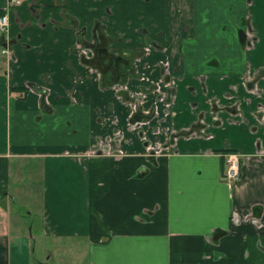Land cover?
<instances>
[{
    "label": "crops",
    "instance_id": "1",
    "mask_svg": "<svg viewBox=\"0 0 264 264\" xmlns=\"http://www.w3.org/2000/svg\"><path fill=\"white\" fill-rule=\"evenodd\" d=\"M200 3L0 0V264H33L36 233L84 247L79 264H264V0L243 1L247 27L231 18L212 46L197 34ZM90 44L129 61L147 52L116 79ZM167 73L165 120L149 88L164 98ZM153 102L150 121L131 122ZM16 197L40 215L35 230Z\"/></svg>",
    "mask_w": 264,
    "mask_h": 264
},
{
    "label": "rangeland",
    "instance_id": "2",
    "mask_svg": "<svg viewBox=\"0 0 264 264\" xmlns=\"http://www.w3.org/2000/svg\"><path fill=\"white\" fill-rule=\"evenodd\" d=\"M243 1L245 0H201L197 8L195 23L198 29L197 34L204 35L209 40V43H204L206 46H212L215 43L214 40L218 38L230 39L229 32L233 26L231 18H237L243 28L247 27L248 17L246 18L242 15L246 12L242 3ZM249 9H251L250 14L252 16L253 7L251 6ZM15 200L16 203L13 204V207L14 209H21L23 211V215L25 216H23L24 221L31 223L33 230H35L34 226L39 227L40 220L37 218L39 214L36 213L33 216L32 203L30 202V205L27 201L20 200L18 197ZM28 210H31V216L26 214ZM61 239L65 242L73 240L72 238ZM53 240L51 237L42 238L36 233L32 243L33 264H79L83 262L81 259L86 255L84 247H79L77 244H57L53 243ZM49 250L54 251V255L50 260H46L47 255L50 253ZM59 254L61 259L58 257Z\"/></svg>",
    "mask_w": 264,
    "mask_h": 264
},
{
    "label": "flooded vegetation",
    "instance_id": "3",
    "mask_svg": "<svg viewBox=\"0 0 264 264\" xmlns=\"http://www.w3.org/2000/svg\"><path fill=\"white\" fill-rule=\"evenodd\" d=\"M29 1L30 0H28V2ZM15 5H17V4H15ZM243 30H242V41H243L244 46H245V38H247V42H246V46H247V45L250 44V42L253 41L254 37L251 34H248V33L245 34V32ZM243 33H244V36H243ZM96 35H99V34H96ZM82 46L85 47V48L86 47L90 48L92 55L93 56L95 55L96 59H100L101 60V61L99 60V63L101 62L102 68H99V69L101 71H103V73L109 72L112 75L114 73L113 76H116V79L118 78V76H121L122 74L124 75V73H126L128 71H132L133 72L132 74L136 75L135 66H134V60H137V58L141 57L145 52H147L146 47L145 48L142 47L141 51L139 53L135 52L133 57H132V59H130V61H129L126 58H124V57H122L120 55H115V54L111 53L109 50H107L102 45H99V46L96 45L95 46V44H93V46H92L90 44L89 46L88 45H86V46L82 45ZM105 58H106V60L104 61ZM119 64L120 65L123 64V67H122L121 70H120V66L118 67ZM171 79H172L171 73H167V74L164 75V79H163L164 84L167 83L165 85L167 87V91H166L167 94L165 95L164 98H163V94L160 92V89H161L160 85H158V84L156 85V83H154L153 85H150V88H149V90H154V91L157 92L155 94L157 99H162L163 102L166 103L163 106H161V112L163 114L162 118L165 119V120H167L166 114L168 113V111H170V109L172 108L171 106L174 104V100L172 102V99H173L172 97H174V85H172V83H170ZM41 94H42V97H43L44 93L42 92ZM169 100H170V102H169ZM155 112H156V104L154 102L152 103V107L147 109V111H144V109H142L140 104L139 105H135V108H134L133 112L130 115V120H131L132 123H135V122H138V121H142V122L150 121V119L153 118ZM158 123H161V122H158ZM169 123L171 124V121H169ZM161 127H162V125L156 124V126L153 129H159L160 128L159 132H161V130H162ZM167 127H168V125H167ZM155 132H156V130H155ZM196 132L197 131L195 129L192 130V131L190 130L188 132V135H190L192 133H196ZM176 134H178V133L175 132V131H172V130L170 131L169 130V132L167 134L168 141L172 142L176 138ZM150 150H151V153H152L151 155H154V154H156L155 152L157 151V148L155 149L153 146H151ZM226 152H234L236 154L237 160H238V162L240 164V160H241L240 153H237L236 151H232V150L223 151L222 152V157H223V160H224L225 163H226V155H225ZM239 174H240V171H239Z\"/></svg>",
    "mask_w": 264,
    "mask_h": 264
},
{
    "label": "built area",
    "instance_id": "4",
    "mask_svg": "<svg viewBox=\"0 0 264 264\" xmlns=\"http://www.w3.org/2000/svg\"><path fill=\"white\" fill-rule=\"evenodd\" d=\"M23 1L28 0H8V4H19ZM9 24L8 14L6 12L0 13V30H6ZM8 48L3 47L2 52H8ZM226 166L224 170V177L227 181L237 180L239 177V162L237 160V156L234 152H226Z\"/></svg>",
    "mask_w": 264,
    "mask_h": 264
},
{
    "label": "trees",
    "instance_id": "5",
    "mask_svg": "<svg viewBox=\"0 0 264 264\" xmlns=\"http://www.w3.org/2000/svg\"><path fill=\"white\" fill-rule=\"evenodd\" d=\"M0 13H1V12H0ZM26 90H27V88H26V87H25V91H24V89L22 90V91H23V95L25 94Z\"/></svg>",
    "mask_w": 264,
    "mask_h": 264
}]
</instances>
